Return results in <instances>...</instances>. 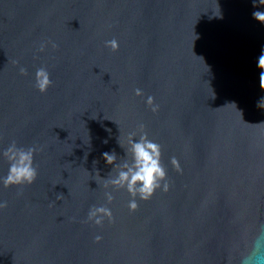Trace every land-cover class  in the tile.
I'll list each match as a JSON object with an SVG mask.
<instances>
[{
    "label": "water",
    "instance_id": "water-1",
    "mask_svg": "<svg viewBox=\"0 0 264 264\" xmlns=\"http://www.w3.org/2000/svg\"><path fill=\"white\" fill-rule=\"evenodd\" d=\"M254 10L252 0H0V151L39 149L33 184L0 185V264H226L241 229L264 221ZM113 38L115 51L104 45ZM41 66L53 81L44 93ZM141 123L163 146L171 188L135 211L113 191L114 219L96 226L87 212L110 190L102 153L124 155L119 135L126 143Z\"/></svg>",
    "mask_w": 264,
    "mask_h": 264
},
{
    "label": "clouds",
    "instance_id": "clouds-1",
    "mask_svg": "<svg viewBox=\"0 0 264 264\" xmlns=\"http://www.w3.org/2000/svg\"><path fill=\"white\" fill-rule=\"evenodd\" d=\"M254 10L252 17L264 24V10H259V6H264V0H252ZM219 16V15H216ZM105 47L113 51L119 48V42L113 38L104 42ZM56 45L53 44V47ZM43 50V45H41ZM256 66L259 72V86L264 90V46L261 47L260 55L257 58ZM23 74L26 69L19 68ZM53 81L51 73L44 67H37L34 73V87L41 93L47 92ZM137 96H143V90H135ZM145 104L152 112H157L160 105L152 95L145 97ZM235 104V103H234ZM257 107L264 109V97L257 102ZM141 131L129 132L126 143H122L120 135L118 144L123 149L124 155L118 156L115 150L105 151L102 158L111 169L103 181L106 203L90 206L87 212V221L96 226H103L105 221L112 222L114 219L113 210L110 205L115 199L113 191L124 190L128 193L127 208L135 211L139 204L138 201L150 200L158 191L168 192L171 183L168 177V168L163 162V146L152 139L146 131H142L144 125L138 126ZM110 131V130H109ZM107 139L103 143H107ZM39 149L36 146L21 147L16 142H11L7 147L0 151L8 161L6 174L0 175V185L8 187H22L31 185L38 177L35 157ZM95 164L96 161H93ZM170 165L177 171H181L180 161L176 156L169 160ZM96 172L99 173V170ZM99 183V181H96ZM6 207V201H0V208ZM95 240L102 239L101 234H96ZM226 264H264V221L257 222L251 228L244 227L240 235L233 243Z\"/></svg>",
    "mask_w": 264,
    "mask_h": 264
}]
</instances>
